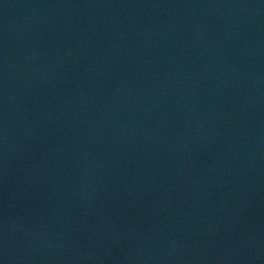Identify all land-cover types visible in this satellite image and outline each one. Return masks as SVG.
I'll return each instance as SVG.
<instances>
[{
  "label": "water",
  "instance_id": "1",
  "mask_svg": "<svg viewBox=\"0 0 264 264\" xmlns=\"http://www.w3.org/2000/svg\"><path fill=\"white\" fill-rule=\"evenodd\" d=\"M0 264H264V0H0Z\"/></svg>",
  "mask_w": 264,
  "mask_h": 264
}]
</instances>
